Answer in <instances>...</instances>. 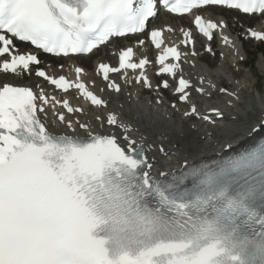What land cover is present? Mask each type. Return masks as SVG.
<instances>
[{
	"label": "snow or ice",
	"instance_id": "obj_1",
	"mask_svg": "<svg viewBox=\"0 0 264 264\" xmlns=\"http://www.w3.org/2000/svg\"><path fill=\"white\" fill-rule=\"evenodd\" d=\"M158 3L169 13L194 15L195 28L208 40L219 30L236 52L235 41L223 34L227 20L203 13L221 7L264 24V0H0V264H264V115L250 126L249 136L258 137L254 143L223 141L218 159L189 164L184 157L179 171L156 176L159 161L148 155L150 146L135 135L137 125L128 118L135 107L131 99L127 108L120 103L118 110L97 116L95 127L77 119L87 138L55 134L46 120L54 126L58 118L72 133L76 128L63 112L49 118L47 107L60 105L68 114L83 109L50 96L39 83L34 91L7 79L34 73L64 93L74 87L93 106L107 108L82 80L50 75L37 54L21 48L28 42L57 58L90 54L112 38L143 34ZM180 31L191 52L164 47L158 74L173 80L179 74L173 94L189 105L184 117L215 123L200 113L193 93L206 99L223 93L231 97L229 105L241 103V97L211 80L205 87L203 78H185L183 64L198 53L193 30ZM149 35L156 49L165 44L164 29ZM248 35L264 42V31L250 28ZM133 56L127 47L118 67L99 64L114 93L122 87L110 73L143 70L150 63ZM84 71L75 68L77 77ZM135 82L152 91L172 89L168 80L154 87L144 71ZM161 103L158 93L156 104ZM210 111L224 116L218 107ZM159 151L167 155L165 145Z\"/></svg>",
	"mask_w": 264,
	"mask_h": 264
},
{
	"label": "bare ground",
	"instance_id": "obj_2",
	"mask_svg": "<svg viewBox=\"0 0 264 264\" xmlns=\"http://www.w3.org/2000/svg\"><path fill=\"white\" fill-rule=\"evenodd\" d=\"M212 14L215 18H224V14L227 13L225 11H222L220 9H211ZM164 15L162 16V19L157 21L159 25H165V24H171V25H185L186 22H180L175 23L173 19L165 20L163 19ZM185 20V18H184ZM228 48L234 52V48L232 45H228ZM100 59H109L108 54H101ZM76 62H81L84 67L90 69L91 66L87 63L89 61L87 58H78L73 59ZM236 62L235 59L231 60V63ZM195 63V61H194ZM230 63V61H218L213 65L212 67L208 66L207 62H204L201 57L197 59V62L194 64L196 67L193 70V72H196V74H191L196 81L203 78L204 80V86H208L209 80H211L216 85L218 84L215 78L217 77V80H220L222 77H227L229 80H235V74L233 73H227V64ZM236 66H238L236 64ZM258 67L264 71V60H260L258 62ZM36 81L35 79H30L29 81ZM25 82L22 84L29 83ZM94 81V80H93ZM34 84V82H33ZM240 87V85L238 86ZM243 90V88H242ZM245 90V89H244ZM243 90V91H244ZM246 95L241 97V103L237 104L238 106H244V109L246 111H249L250 108H252V104L254 102V98L249 94V92H245ZM131 99V103L135 106L133 111H131L128 114V118L133 121L137 125L138 131L135 133L137 137L143 136L144 140L142 143L145 144L146 147L150 146V152L149 156L155 155L159 161V163L154 165V168L156 170L164 171L165 169H168L172 165L178 164V167H181L182 163H184V157L188 158V161H195L204 157H208L211 155L212 152H216L218 150H222V142L226 140H233L235 142L240 143L244 139H248L249 132H250V126L256 122L253 121L251 124H248L246 120H241L238 116H236L235 113H233V109L231 111L229 109H225L227 106H229L228 103H226L230 98L227 97H221L218 96V98L213 101L212 99L207 100L202 99L200 105L198 106V110L200 112H211L210 109L212 107H218V108H224V112L226 113L227 120H224L223 123H221L217 127H213L208 130H204L203 128H191V126H197L196 123H188L184 119L180 117L179 120H175L172 113L167 111H151L147 107V102L142 99H137V96L132 94L131 98H128L125 101H122V99H116L111 100L110 97H108V100L110 101V109L112 110H118L117 105L120 103H123L125 107L127 108L129 101ZM234 103V102H233ZM258 104L260 105L259 113L261 115H264V103L263 98L258 100ZM234 111L236 108H234ZM258 111V110H257ZM168 115L170 118H168ZM260 115V116H261ZM102 116V115H97ZM96 116V117H97ZM104 116V115H103ZM91 117V116H89ZM237 119V120H236ZM243 121V122H241ZM93 127L96 126L97 121L91 122ZM54 131L55 128H52ZM61 132H64L63 129H60ZM189 135H194V139L190 144H186L185 146H181L182 141L188 137ZM155 137H158L160 141H162V144L165 145L166 151L169 153V155L162 154L159 152L160 146L157 145V139ZM198 139V140H196ZM192 148L194 150V154H189V149Z\"/></svg>",
	"mask_w": 264,
	"mask_h": 264
},
{
	"label": "rangeland",
	"instance_id": "obj_3",
	"mask_svg": "<svg viewBox=\"0 0 264 264\" xmlns=\"http://www.w3.org/2000/svg\"><path fill=\"white\" fill-rule=\"evenodd\" d=\"M231 16V15H230ZM251 21H253V20H251ZM254 23H257L256 21L254 22ZM259 24V23H258ZM246 50H247V52H253L254 50H255V48L253 47V46H251V47H246ZM260 51V50H259ZM259 51H258V53H259ZM261 55L259 54H257L256 56H255V59L254 60H252L251 61V59L253 58L252 56H250L249 55V60L251 61V62H253V66H252V68L250 67V61H248L246 64H245V67L246 68H249V69H244V70H242V71H240V72H238V71H236V73L237 74H239V78H241V76H242V74H244V73H249L250 74V76H251V84H252V86H253V89L251 90V94H252V96H253V98H254V102H253V104H252V108H250V110L249 111H246L245 109H244V107H242V106H236V110H238V111H234L235 109L233 108V113H235L236 114V116H238L241 120H246V122L248 123V124H251V122H253V121H255L256 119H257V117H259L260 115H261V113H258V111H259V109H260V105L258 104V101L256 100V95H257V93H259V94H261V96L263 97V103H264V71L263 70H261L259 67H258V62L262 59V60H264V58L263 57H261ZM202 60H203V57H202ZM204 61V60H203ZM236 61V60H235ZM205 62V61H204ZM214 63V64H213ZM87 64H89L90 66H91V62L89 61V63H87ZM207 64H208V66H210V67H212L213 65H215V61H213L211 64H209L208 62H207ZM228 64H231V63H228ZM227 64V65H228ZM248 64V65H247ZM238 66H239V64H237ZM247 65V66H246ZM238 66H236V67H238ZM227 73H231V72H229L228 70H227ZM221 80V79H220ZM220 80H218V81H220ZM243 83H241L240 84V86L241 85H243L244 84V88H243V90L249 85V84H247L246 82H247V79L245 80V81H242ZM225 84H230L228 81H225ZM243 93H244V91H242V95H243ZM129 98V96L127 97H125L124 99L123 98H121L122 99V101H125V100H127ZM258 110V111H257ZM178 116H180V115H178ZM248 117V120L247 119H242V118H247ZM179 117H177V119H178ZM193 139H194V136L193 135H189V137H188V139H186L185 141L188 143V144H190L192 141H193ZM196 140H198V139H196ZM187 143H182V145L183 146H185ZM191 151H192V149H190Z\"/></svg>",
	"mask_w": 264,
	"mask_h": 264
}]
</instances>
